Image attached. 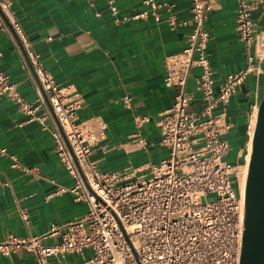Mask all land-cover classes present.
<instances>
[{"label": "crops", "instance_id": "1", "mask_svg": "<svg viewBox=\"0 0 264 264\" xmlns=\"http://www.w3.org/2000/svg\"><path fill=\"white\" fill-rule=\"evenodd\" d=\"M156 1L161 7L152 11L144 0H10L11 11L42 66L80 99L77 122H104L105 139L89 154L100 171L130 168L135 176L148 174L150 166L168 154L157 123L172 105L177 88L164 84V60L186 45L191 0ZM111 6L116 7L117 15L112 14ZM235 10V0H217L204 23L215 89L226 74L246 66L244 46L235 30ZM143 12V16L131 18ZM122 16L130 18L122 20ZM252 16L256 28L264 29V4ZM170 18L175 19V26L168 23ZM0 68L17 83L26 101L35 100L23 56L5 30H0ZM261 68L247 76L225 107L230 123L226 160L230 158L227 161L234 165L249 159L251 137L248 139L246 128L252 105L259 104L263 95L264 63ZM198 72L192 70L187 90H194ZM126 95L131 98L129 107L122 101ZM199 97L196 93L189 110L201 108ZM143 116L149 120L140 122L138 118ZM46 126L29 120L17 104L0 97V146L18 162L13 167L9 155L0 154V241L9 235H45L42 244L57 243L60 235L51 233V227L76 220L88 210L85 202L76 201L68 191L74 178L56 153L51 119H46ZM136 133L146 141L144 146L133 140ZM59 187L67 190L57 192ZM91 254L90 248H84L82 253L65 254L60 261L51 257L49 264H84ZM0 264H35V260L18 250L0 255Z\"/></svg>", "mask_w": 264, "mask_h": 264}, {"label": "built area", "instance_id": "2", "mask_svg": "<svg viewBox=\"0 0 264 264\" xmlns=\"http://www.w3.org/2000/svg\"><path fill=\"white\" fill-rule=\"evenodd\" d=\"M216 2L191 0V29L186 45L164 60V84L177 88L172 105L157 123L161 144L168 147V154L152 164L148 174L135 176V170L130 168L100 171L89 160L92 147L105 139L104 122L99 119L90 124L77 122L76 111L81 103L77 94L62 88L42 66L39 54L11 11L10 0H0V10L8 21L0 14V30L12 34L11 27L23 45L87 185L24 58L23 68L34 84L35 100L26 101L17 83L1 68L0 97L17 104L29 120H37L44 129L46 119H51L50 134L56 153L74 178L68 191L76 201L88 205L80 218L51 227V233H59V242L42 244L40 239L45 235H9L0 241V255L24 250L32 255L35 264H49L51 257L60 261L67 253H82L84 248H90L92 254L84 264H239L245 211L240 167L247 158L240 166L226 160L230 123L225 118V107L247 76L262 69L264 29L256 28L252 14L264 0H235V30L244 46L246 66L226 74L217 89L206 55L208 31L204 27ZM144 3L152 11L161 7L156 0ZM111 12L118 14L114 6ZM168 23L176 25L174 18ZM12 38L17 44L13 34ZM195 68L199 72L195 75L194 90H187V80ZM196 93L201 108L189 110ZM130 99L127 95L122 98L127 107ZM257 110L258 103H254L246 128L248 139L254 131ZM138 120L146 122L149 117ZM133 140L140 146L146 144L139 133ZM0 154L9 155L12 166H18L17 158L8 154L5 147L0 146ZM65 190L59 187L57 192ZM209 194L214 199L202 201Z\"/></svg>", "mask_w": 264, "mask_h": 264}, {"label": "water", "instance_id": "3", "mask_svg": "<svg viewBox=\"0 0 264 264\" xmlns=\"http://www.w3.org/2000/svg\"><path fill=\"white\" fill-rule=\"evenodd\" d=\"M0 14L6 23H8L1 10ZM10 30L17 42L23 58L25 59L33 75L35 82L37 83L46 101L50 114L56 126L58 127L69 151L71 152L64 132L58 123L48 102L47 96L35 75L34 69L30 64L24 47L11 27ZM72 157L82 180L87 185L78 162L73 154ZM239 264H264V90L262 98L258 104L257 116L253 131L252 149L245 188L244 226Z\"/></svg>", "mask_w": 264, "mask_h": 264}, {"label": "rangeland", "instance_id": "4", "mask_svg": "<svg viewBox=\"0 0 264 264\" xmlns=\"http://www.w3.org/2000/svg\"><path fill=\"white\" fill-rule=\"evenodd\" d=\"M250 139V138H249ZM250 149H251V144H250ZM227 160H230V158H227ZM244 164V163H243ZM243 166L240 167V172L242 170V172H246V176H247V170H248V163L246 164V167H243ZM246 168V169H245ZM246 170V171H245ZM244 177H245V174H243V177L241 179V183L244 184ZM246 179V177H245ZM214 199V196L212 194H209L208 196L206 197H203L202 198V201H210V200H213Z\"/></svg>", "mask_w": 264, "mask_h": 264}, {"label": "bare ground", "instance_id": "5", "mask_svg": "<svg viewBox=\"0 0 264 264\" xmlns=\"http://www.w3.org/2000/svg\"><path fill=\"white\" fill-rule=\"evenodd\" d=\"M256 116H257V114H256ZM252 141H253V133H251V149H252ZM251 149H250V154H249V159H248V170H249V163H250V155H251ZM246 163V164H247ZM246 164H245V166L244 167H246ZM246 169V168H245ZM248 170H247V176H248ZM246 171V170H245ZM242 174H243V172H242V170H241V172H240V180H241V176H242ZM244 174H245V177H246V179H245V177H244V189L246 188V183H247V176H246V172H244Z\"/></svg>", "mask_w": 264, "mask_h": 264}]
</instances>
